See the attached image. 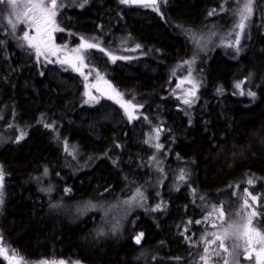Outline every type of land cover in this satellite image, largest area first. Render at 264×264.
Returning <instances> with one entry per match:
<instances>
[{
	"label": "trees",
	"instance_id": "1",
	"mask_svg": "<svg viewBox=\"0 0 264 264\" xmlns=\"http://www.w3.org/2000/svg\"><path fill=\"white\" fill-rule=\"evenodd\" d=\"M81 3L68 2L59 16L65 33L117 56L137 48L148 62L126 69L95 66L141 107L149 124L167 130L159 154L164 181L126 123L102 125L93 138L64 121L78 120V95L40 77L30 50L3 30L0 7V244L8 254L18 253L21 264H202L203 229L195 223L220 206L239 216L245 201L248 212L257 213L254 228L264 233V0H255L242 55L232 60L211 50L202 56L199 95L207 106L189 117L171 93L176 66L195 53L201 29L230 17L233 0H160L159 11L120 0ZM243 81L254 100L233 95L232 87ZM179 171L185 173L182 183L176 181ZM140 187L148 197L135 227L144 234L140 244L129 227L120 234L105 229L100 212L71 215L74 205L113 200ZM0 264L9 262L0 255Z\"/></svg>",
	"mask_w": 264,
	"mask_h": 264
},
{
	"label": "rangeland",
	"instance_id": "2",
	"mask_svg": "<svg viewBox=\"0 0 264 264\" xmlns=\"http://www.w3.org/2000/svg\"><path fill=\"white\" fill-rule=\"evenodd\" d=\"M71 1L73 0H58V4H63V7L59 8L58 14L55 18L58 25L59 16L65 8V5ZM23 2L24 0H18L19 4H23ZM241 2L242 0H233V12L229 15V19H232L230 25L227 26V18L222 22L219 21L216 25L209 26L208 29H201L200 35H198V37L194 38L193 40L195 53L176 66L177 68L174 75L175 80L173 88L171 89V93L176 99L178 110L180 111L181 115H185V117H189L191 115L194 116L196 113H203L206 109L207 103L202 100L199 95L202 84L200 82V77L198 76V66L201 62H203L201 59L202 56H205L209 51L212 50L211 52L213 53L218 51L221 55H228L232 58V60H236L242 53L241 45L244 40V35L250 21L254 17L255 12H253V16L248 22V26L241 33L240 42L239 45H237L235 43L236 33L240 30L236 27L239 16L235 13L240 7ZM45 3L50 4V0H45ZM0 7L5 11V15L2 17L3 30H10V32H13L12 24L16 25V30L13 33L15 35V39L21 48L24 49L25 47L33 54L35 62L37 63V67H40V77L46 75L47 82H53L54 85L66 90V92H69L72 95H78L82 108V110L79 112L78 120L65 118L64 121L76 127L78 130L86 132L93 138L97 137L99 127L102 125L119 128L122 123H126L131 129V134L135 143H139L146 147V152L149 155L148 165L153 166L157 171L159 182L164 181L162 168L163 164L160 163L161 160L159 159V154L161 153L162 147L157 149L156 145L159 144L162 146L161 141L164 138V132L167 130L164 127H161L160 124H149L141 112V107L137 105L135 110L130 109L135 118L129 120L128 115L125 113V110L120 106V104L116 103L114 99L108 98L110 94H114L113 89L115 92H120L115 87L114 83L108 79L106 72L95 66L96 63H101L103 58L105 60L102 62V64H107L105 69H111V67L114 65L118 68H123L125 64L129 63H141L143 67H147L148 62L145 60L146 58L144 56L139 54V50L137 48L127 49L125 51L126 56H117L105 50L111 55L122 57L121 59H117L115 62L110 60L108 55H105L104 52H101L98 49L94 48L82 51L80 55L85 58L83 72L88 77L87 80H85L84 76L80 75L76 71H73L69 64H61L58 62L59 60L65 59L66 57L73 56L74 53L72 52V49L79 48L82 38L72 36V34L65 33L64 31H51L50 37L43 32L38 34L35 24L28 22L21 23L17 20L16 15L12 13V9L9 6L0 5ZM24 10L25 9L23 7L20 8L21 12ZM9 21H11V23ZM225 26L226 28L224 30H219V28ZM24 31H29L30 36L36 38L34 43H39L40 40L43 39L47 43L49 49L56 50V54H51L50 51H46L43 45H41V51L43 54L37 57L36 49L28 47V42L22 38H19L23 37ZM14 35L12 36L14 37ZM51 37L54 38L51 39ZM237 49H239V51H237ZM124 57L128 59H123ZM186 61H194V63H186ZM124 68L126 69L128 67ZM189 72H191L190 76ZM97 73H99V76ZM182 80H184L185 83L181 84ZM188 80L193 81L197 85L195 98H192L188 95V91L192 89V83L187 82ZM105 81H107V83H105ZM47 82H45L46 85L48 84ZM238 83L241 84L240 89L236 88V84ZM236 84L232 87V93L235 97L237 96L238 98L242 97L253 100L246 94L248 91H253L247 81L237 82ZM31 85L33 84L24 83V88L31 90ZM86 85H88L87 88ZM109 85H111V88H109ZM177 85L180 86L177 87ZM34 88L35 87L33 85L32 89ZM241 91H243L245 95H241ZM86 92L90 95H86ZM90 97H95L96 99L93 100ZM122 99L127 101L123 95ZM183 99H192L193 102L191 106L184 104L182 102ZM157 129L161 130L158 138L156 136ZM20 133L21 131L18 130V136H20ZM126 162L129 165L132 163L131 161ZM180 175L181 171L176 174V181L178 183H182L184 181L179 179ZM137 190L143 193L141 187ZM137 190L135 189L130 194H126L127 196H119L113 200L110 199L109 201L102 200L96 203H82L80 205H74L72 208L73 213H71V215L72 217H77L79 214H81L83 215L82 218H84L85 213L97 211L101 213L105 229L108 228V230L112 231V233L115 232V234H120V230L122 228L124 230L125 228L129 227L131 230H133V233H135V227L138 226L137 218H139L140 214L145 213L146 208L148 207V197L143 194L144 199L142 200L140 196L137 195ZM0 191H2V189H0ZM244 200H247V198L244 197ZM125 201H131V204L125 203ZM243 205L244 206L242 207V210H244V212L239 213V216L236 215L237 213L234 215L226 213L225 218L222 221L219 218V212H213V209H211L209 213L204 215V217L200 220V223H195V226H199L201 229H203L201 234V246L204 255V249L206 247L208 248V264H225L226 260L228 261V264H255L254 254L251 261L249 262L241 260V256L246 253L245 248L247 247V237L244 236V226L248 225L249 218L252 220V224L249 225V227L255 229L253 226V216H251V213L248 212L249 209L247 207L249 205L247 207H245V203ZM59 210L61 212H67L68 209L64 205H61L59 206ZM210 213L212 215H209ZM229 223H238L241 225V228L239 232V238L232 237L225 241V244L229 249V252H225L219 247V241H216L214 244H210L208 242L215 239V237L212 235L213 233L222 234L224 227H226ZM213 224H215L216 227H213ZM255 230L258 231L257 229ZM139 233L140 232H136L132 238L135 240V236ZM189 241H191V238ZM235 245H239V247L234 248ZM254 247L259 248V245H254ZM8 255L11 256V254ZM36 264L53 263L39 262ZM202 264H204V261Z\"/></svg>",
	"mask_w": 264,
	"mask_h": 264
},
{
	"label": "snow or ice",
	"instance_id": "3",
	"mask_svg": "<svg viewBox=\"0 0 264 264\" xmlns=\"http://www.w3.org/2000/svg\"><path fill=\"white\" fill-rule=\"evenodd\" d=\"M88 3V0H83V3L80 4V7H84L85 4ZM121 4H142L144 6H152L153 11H159L157 5V0H120ZM254 4L255 0H242L240 7L237 9L236 15L239 16V20L236 24V27L240 30L236 33V40L235 43L239 45L240 42V35L245 30V28L248 26V22L251 20L254 12ZM0 5H7L12 9V13L16 15V18L19 22H28L31 24L36 25V31L38 34L45 33L49 37L51 35V31H63L64 29L59 27V25L56 22V16L58 14V10L60 7H63V4H58V0H50V4H46L45 0H24L23 4H19L18 0H0ZM23 7L25 10L23 12L20 11V8ZM224 5H221V9L223 10ZM216 12L215 9H213L211 12H209V15H214ZM11 23V21H9ZM13 32L16 30V25L12 24ZM23 40L28 42V47L35 48L36 49V55L37 57L41 56L43 53L41 51V45H43L44 49L46 51H50L51 54L55 55L56 50H52L48 48L47 43L41 39L39 43H34L35 37L30 36L29 31L23 32ZM139 47V46H138ZM98 49L101 52H104L105 55H108L109 59L115 62L117 59H121L122 57H117L114 55H111L110 53L106 52L104 48L100 47L98 43H92L81 39V44L79 48L72 49V52L74 53L71 57H66L65 59L59 60L58 62L61 64H69L73 71L78 72L80 75L84 76V79L87 80V76L83 72V68L85 66L84 64V57L80 55L82 51H86L88 49ZM239 51V49H237ZM123 59H128L124 57ZM186 63H194V61H186ZM94 70V69H93ZM99 76V73H97ZM191 75V72H189V76ZM187 82L192 83V89L188 91V95L192 98H195L196 95V89L197 85L191 81L188 80ZM107 83V81H105ZM185 83L184 80L181 81V84ZM180 85H177L179 87ZM88 85H86V88ZM109 88H111V85H109ZM236 88L240 89L241 84H236ZM218 93L222 92V89L217 90ZM114 94H110L108 96L109 99H114L116 103L120 104V106L125 110V113L128 115L129 120L134 119L135 117L132 114V111L130 109L135 110L137 107L134 105L131 101H124L122 99V95L118 92H115L113 89ZM241 95H245L243 91L240 92ZM249 97H251L253 100L256 97V93L253 91H248L246 93ZM86 95H90L86 92ZM91 99L95 100V97H90ZM184 104L191 106L193 100L192 99H183L182 101ZM160 129L156 130V136L159 137ZM22 138V136H21ZM157 149L162 147L161 145H156ZM45 173H47V170H45ZM3 179H4V173L3 170L0 169V189L3 188ZM180 180L185 179V173L182 171L181 175L179 177ZM249 184H252V181L249 180ZM66 193L70 191L69 189L65 190ZM247 192V190H245ZM3 193L0 191V197H2ZM137 195L140 196V198L143 200V193H141L139 190H137ZM249 195H251L249 193ZM135 199V198H133ZM253 202L256 201V197L252 196ZM2 199H0V204H2ZM125 203L131 204V201H125ZM248 206V202L245 201V207ZM160 205H157L156 208L152 209V211H156L160 209ZM219 212V218L223 221L225 218V212L223 210V206H220V208H214L213 212ZM209 215H212L211 213ZM257 213L255 211L252 212L251 216H256ZM207 219V218H206ZM197 223H200V221H197ZM252 224L251 218H249L248 225H245V231L244 236L247 237V247L245 248V259H252L253 254L255 255V264H264V233H261L260 231H256L255 229L249 227V225ZM213 227H216L215 224L212 225ZM241 225L238 223H229L226 227L223 229V233H213L212 235L215 237L213 241H209L208 243L214 244L216 241H219V247L223 249L225 252H229L228 247L225 244V241L232 238L237 237L239 238V232H240ZM187 231V229H185ZM144 234L141 232L138 235L135 236V243L140 244L141 240L143 239ZM187 239V237H186ZM259 245V248L254 247V245ZM235 247H239V245H235ZM205 255L201 257V259L204 261V264H208L207 260V253L208 248L206 247L204 249ZM231 254V253H230ZM0 255L4 257L5 260L9 262V264H21L22 257H19L18 253L15 251L12 252L11 256L8 255L7 249L0 244ZM63 264V262H61ZM225 264H228V261H225Z\"/></svg>",
	"mask_w": 264,
	"mask_h": 264
},
{
	"label": "water",
	"instance_id": "4",
	"mask_svg": "<svg viewBox=\"0 0 264 264\" xmlns=\"http://www.w3.org/2000/svg\"><path fill=\"white\" fill-rule=\"evenodd\" d=\"M159 1L160 0H157V5L159 4ZM130 7H152V6H144V5H142V4H128ZM156 5V6H157ZM245 255H246V253H244L242 256H241V260L242 261H246V262H249V261H251V259L249 260V259H245L244 257H245Z\"/></svg>",
	"mask_w": 264,
	"mask_h": 264
},
{
	"label": "flooded vegetation",
	"instance_id": "5",
	"mask_svg": "<svg viewBox=\"0 0 264 264\" xmlns=\"http://www.w3.org/2000/svg\"><path fill=\"white\" fill-rule=\"evenodd\" d=\"M229 18H230V17H228V19H229ZM231 20H232V19H230V21H231ZM230 21H229V22H230ZM53 38H54V37H51V39H53ZM100 47H102V46H100ZM102 48H103V47H102ZM106 51H107V50H106ZM104 60H105V59L102 58V62H104ZM102 62H101V66H102V67H107V64H102ZM133 65H134V63H129V64H125L123 67H132ZM112 67H117V66L114 65V66H112Z\"/></svg>",
	"mask_w": 264,
	"mask_h": 264
},
{
	"label": "bare ground",
	"instance_id": "6",
	"mask_svg": "<svg viewBox=\"0 0 264 264\" xmlns=\"http://www.w3.org/2000/svg\"><path fill=\"white\" fill-rule=\"evenodd\" d=\"M184 30V29H183ZM189 30V29H188ZM184 33V32H183ZM193 33V32H192ZM151 59V58H150ZM157 62V61H156ZM150 66V65H149ZM219 86V85H218ZM235 86V85H234ZM185 116V115H184Z\"/></svg>",
	"mask_w": 264,
	"mask_h": 264
}]
</instances>
